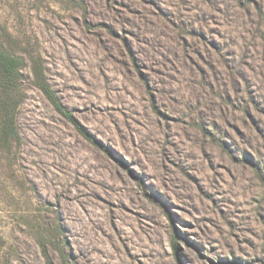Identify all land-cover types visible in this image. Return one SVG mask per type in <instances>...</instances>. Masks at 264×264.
Returning <instances> with one entry per match:
<instances>
[{"label": "rangeland", "instance_id": "obj_1", "mask_svg": "<svg viewBox=\"0 0 264 264\" xmlns=\"http://www.w3.org/2000/svg\"><path fill=\"white\" fill-rule=\"evenodd\" d=\"M0 45L110 151L27 60L0 264H264V0H0Z\"/></svg>", "mask_w": 264, "mask_h": 264}, {"label": "trees", "instance_id": "obj_2", "mask_svg": "<svg viewBox=\"0 0 264 264\" xmlns=\"http://www.w3.org/2000/svg\"><path fill=\"white\" fill-rule=\"evenodd\" d=\"M27 60L30 64L29 71L35 86L46 96L54 109L68 119L91 143L110 152L108 148H104L96 138L88 133L74 118L71 111L58 100L46 79L40 59L37 60L35 56L29 55ZM27 60L26 57L10 52L0 45V150L10 149L19 140L16 119L20 103L24 98V91L20 88V79L23 69L27 66ZM168 215L171 218L170 212ZM175 240L176 237L173 245L176 260L178 264H184ZM187 241L190 240L187 238Z\"/></svg>", "mask_w": 264, "mask_h": 264}]
</instances>
